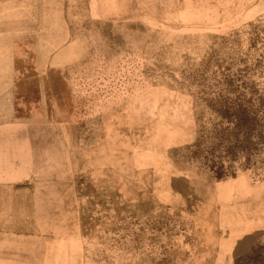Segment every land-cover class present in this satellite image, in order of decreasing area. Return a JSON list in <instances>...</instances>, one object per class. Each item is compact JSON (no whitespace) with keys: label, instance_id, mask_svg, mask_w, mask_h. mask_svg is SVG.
I'll return each mask as SVG.
<instances>
[{"label":"rangeland","instance_id":"374dc122","mask_svg":"<svg viewBox=\"0 0 264 264\" xmlns=\"http://www.w3.org/2000/svg\"><path fill=\"white\" fill-rule=\"evenodd\" d=\"M0 264H264V0H0Z\"/></svg>","mask_w":264,"mask_h":264},{"label":"crops","instance_id":"0c3cea01","mask_svg":"<svg viewBox=\"0 0 264 264\" xmlns=\"http://www.w3.org/2000/svg\"><path fill=\"white\" fill-rule=\"evenodd\" d=\"M252 229L254 233H251ZM251 231L249 233L240 231V233H238L237 235L229 234V238L236 241V243L238 244V248L242 251L241 254L251 251L250 249L252 246V237L256 233V225L254 226V228H251Z\"/></svg>","mask_w":264,"mask_h":264},{"label":"trees","instance_id":"16d2710c","mask_svg":"<svg viewBox=\"0 0 264 264\" xmlns=\"http://www.w3.org/2000/svg\"><path fill=\"white\" fill-rule=\"evenodd\" d=\"M216 176H217V179L222 180L224 174H223L222 172H218V170H217V172H216ZM255 253H256L255 250L252 251V252H250V253L245 257V259H246L247 257H250L251 254H255Z\"/></svg>","mask_w":264,"mask_h":264},{"label":"bare ground","instance_id":"6f19581e","mask_svg":"<svg viewBox=\"0 0 264 264\" xmlns=\"http://www.w3.org/2000/svg\"><path fill=\"white\" fill-rule=\"evenodd\" d=\"M47 55V54H46Z\"/></svg>","mask_w":264,"mask_h":264}]
</instances>
